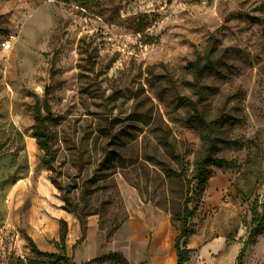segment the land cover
Masks as SVG:
<instances>
[{
    "label": "rangeland",
    "instance_id": "1",
    "mask_svg": "<svg viewBox=\"0 0 264 264\" xmlns=\"http://www.w3.org/2000/svg\"><path fill=\"white\" fill-rule=\"evenodd\" d=\"M185 97L219 118L215 155L231 162L189 193L180 172L204 149ZM46 98L54 171L33 137ZM21 141L29 173L0 205V264H176L188 194L187 264H237L264 214V0H0V153ZM86 190L82 239L62 197ZM243 264H264V231Z\"/></svg>",
    "mask_w": 264,
    "mask_h": 264
},
{
    "label": "trees",
    "instance_id": "2",
    "mask_svg": "<svg viewBox=\"0 0 264 264\" xmlns=\"http://www.w3.org/2000/svg\"><path fill=\"white\" fill-rule=\"evenodd\" d=\"M214 51L215 48L212 45L208 48L204 63L196 66L194 76L196 84H198L202 80L204 74L208 70L213 68L214 62L211 59V55L212 53H214ZM45 95H49V90H46ZM184 101L192 111L190 119L199 127L200 140L204 149V152L202 154L195 157L193 170L190 177H188L184 172H180V175H182L186 179L189 193L194 183L203 185L208 181V168L210 166L222 168L230 165L231 162L224 158H219L215 155L218 145L220 143H226L225 140L217 133L219 118H210L206 116L198 109V104L187 97L184 98ZM34 117L36 121V131L33 137L36 139L39 149L43 152L41 162L48 170L54 171L55 152L52 144V137L49 131L48 122L52 121L55 117L49 106L47 98L44 100L43 107H41L38 103L35 104ZM167 170L171 174H176L170 166H167ZM28 173L29 159L26 151V146L23 141H21V146L17 147L10 154L0 153V205L4 203L9 190L19 181L26 178ZM51 181L54 186H56L60 191L63 190L62 186L59 185L56 180L51 178ZM87 194V190L82 193L80 202L75 201L69 194H64L62 197V200L65 203L63 209L68 213L73 214L80 223L82 230V239L85 237L86 218L92 215L91 212L86 210L89 205ZM191 202L192 198L188 194L186 200L183 203L180 232L175 241V251L177 258L176 264H187L191 259V251L186 248L183 243V241L187 239L189 235V220L194 216V210H192L190 207ZM2 219L3 215L1 214L0 220ZM263 231L264 214L262 216H257L254 219L249 235V241L245 243V245L239 252L237 257V264H243L247 246L250 244V242H254V239L262 234ZM66 239L67 230H64L61 234V241L56 243V248L63 251L64 254L66 252ZM82 239L76 242L73 249L81 242ZM27 240L30 243L32 252L36 253L37 255L50 257H53L55 255L54 253L41 252L38 249L37 244L31 237L27 236ZM66 260H69V258H66ZM90 263L91 262L87 264Z\"/></svg>",
    "mask_w": 264,
    "mask_h": 264
},
{
    "label": "crops",
    "instance_id": "3",
    "mask_svg": "<svg viewBox=\"0 0 264 264\" xmlns=\"http://www.w3.org/2000/svg\"><path fill=\"white\" fill-rule=\"evenodd\" d=\"M165 255V254H164ZM177 260V259H176ZM175 263V260H169V262H167L166 264H174Z\"/></svg>",
    "mask_w": 264,
    "mask_h": 264
},
{
    "label": "bare ground",
    "instance_id": "4",
    "mask_svg": "<svg viewBox=\"0 0 264 264\" xmlns=\"http://www.w3.org/2000/svg\"><path fill=\"white\" fill-rule=\"evenodd\" d=\"M29 151H30V155H31V157L33 156V151H32V148L30 147V149H29ZM165 254V253H164Z\"/></svg>",
    "mask_w": 264,
    "mask_h": 264
},
{
    "label": "built area",
    "instance_id": "5",
    "mask_svg": "<svg viewBox=\"0 0 264 264\" xmlns=\"http://www.w3.org/2000/svg\"><path fill=\"white\" fill-rule=\"evenodd\" d=\"M4 46H5L6 48H9V47H10L9 43H5Z\"/></svg>",
    "mask_w": 264,
    "mask_h": 264
}]
</instances>
